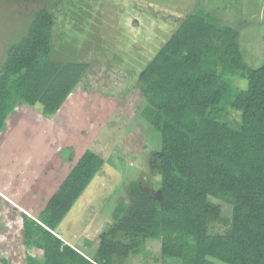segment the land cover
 <instances>
[{"label":"trees","instance_id":"16d2710c","mask_svg":"<svg viewBox=\"0 0 264 264\" xmlns=\"http://www.w3.org/2000/svg\"><path fill=\"white\" fill-rule=\"evenodd\" d=\"M64 3L45 0L4 51L0 131L19 103L39 105L49 118L87 69L99 67L52 57L53 13ZM239 27L203 9L189 12L132 76L144 100L139 116L159 135V193L130 182L129 202L118 201L91 257L58 226L103 165L93 151L77 157L35 217L9 204L21 219L24 247L41 252L27 254L25 264H117L153 240L162 258L178 264H264V61L256 68L243 62ZM216 223L226 229L212 231Z\"/></svg>","mask_w":264,"mask_h":264},{"label":"rangeland","instance_id":"374dc122","mask_svg":"<svg viewBox=\"0 0 264 264\" xmlns=\"http://www.w3.org/2000/svg\"><path fill=\"white\" fill-rule=\"evenodd\" d=\"M64 1L53 13L52 57L99 67L87 69L49 118L40 114L39 105L19 103L0 131V258H5L0 264H25L27 254L41 255L24 247L21 219L9 203L35 217L56 188L44 189L46 179L62 177L85 149L104 162L64 214L58 231L89 257L99 235L114 223L118 201L129 202L130 182L145 181L142 186L159 193L154 158L159 135L139 116L144 100L132 76L187 13L203 9L221 23L237 24L243 62L256 68L264 61V0ZM46 5L45 0H0V63L7 48L24 35L33 11ZM237 84L244 88L246 82L238 79ZM214 202L229 216L223 202ZM225 229L221 223L211 226L216 232ZM84 239L89 244L83 245ZM117 264L178 263L162 258L159 242L153 240Z\"/></svg>","mask_w":264,"mask_h":264},{"label":"crops","instance_id":"0c3cea01","mask_svg":"<svg viewBox=\"0 0 264 264\" xmlns=\"http://www.w3.org/2000/svg\"><path fill=\"white\" fill-rule=\"evenodd\" d=\"M25 109L27 108V107H24ZM56 178H58V179H56ZM62 179V177L61 176H58L57 174H56V176L55 175H51L50 177H49V179H46V186L44 187V189L46 188V187H50V188H53V187H57V184H58V180H61ZM48 185H52V186H48ZM54 185H56V186H54ZM9 203V202H8ZM10 204V203H9ZM8 207V206H7ZM21 211H23L24 213H26V211L25 210H23L21 207H19V206H17ZM27 214V213H26ZM29 215V214H28ZM30 216V215H29Z\"/></svg>","mask_w":264,"mask_h":264}]
</instances>
